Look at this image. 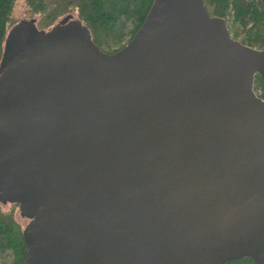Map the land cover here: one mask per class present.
Returning <instances> with one entry per match:
<instances>
[{
  "label": "water",
  "instance_id": "obj_1",
  "mask_svg": "<svg viewBox=\"0 0 264 264\" xmlns=\"http://www.w3.org/2000/svg\"><path fill=\"white\" fill-rule=\"evenodd\" d=\"M264 50L204 0H154L106 53L68 15L14 24L0 63V203L23 264H264Z\"/></svg>",
  "mask_w": 264,
  "mask_h": 264
},
{
  "label": "trees",
  "instance_id": "obj_2",
  "mask_svg": "<svg viewBox=\"0 0 264 264\" xmlns=\"http://www.w3.org/2000/svg\"><path fill=\"white\" fill-rule=\"evenodd\" d=\"M211 16L231 17L233 38L244 45L264 50V0H204ZM154 0H29L39 29H50L68 13L76 12L90 30L93 41L106 53L125 47L143 24ZM16 0H0V63L11 25ZM71 15V14H69ZM263 89L264 79L255 77V90ZM18 205L4 212L0 205V264H23L27 249L23 227L14 216ZM227 264H254L246 258Z\"/></svg>",
  "mask_w": 264,
  "mask_h": 264
},
{
  "label": "rangeland",
  "instance_id": "obj_3",
  "mask_svg": "<svg viewBox=\"0 0 264 264\" xmlns=\"http://www.w3.org/2000/svg\"><path fill=\"white\" fill-rule=\"evenodd\" d=\"M34 11H35L34 8L31 5H29V0H16L15 6H14V9L12 12L11 25L13 26L14 24H16L17 22H19L23 19H36L38 22L40 20V14H36ZM69 14L73 15L75 18H78L76 15V12H71V13L66 14L62 18H60L55 24H57L60 20H62L64 17L68 16ZM226 20H227L230 32H231V34H233L232 33L233 27H232V23H231V20H232L231 17L227 18ZM254 87H255V83H254ZM254 90H255V88H254ZM255 92L258 96H260L263 94V89L261 87H257ZM0 205L2 206L4 212H9L11 210V207L13 204L3 205L0 203ZM14 216H15L16 220L24 228L28 221L20 216L18 208L15 209Z\"/></svg>",
  "mask_w": 264,
  "mask_h": 264
}]
</instances>
